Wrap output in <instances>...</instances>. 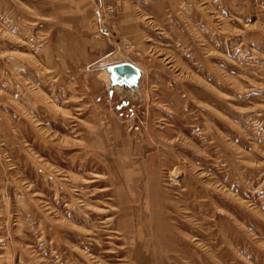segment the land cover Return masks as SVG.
Wrapping results in <instances>:
<instances>
[{"label":"rangeland","instance_id":"obj_1","mask_svg":"<svg viewBox=\"0 0 264 264\" xmlns=\"http://www.w3.org/2000/svg\"><path fill=\"white\" fill-rule=\"evenodd\" d=\"M0 264H264V0H0Z\"/></svg>","mask_w":264,"mask_h":264},{"label":"water","instance_id":"obj_2","mask_svg":"<svg viewBox=\"0 0 264 264\" xmlns=\"http://www.w3.org/2000/svg\"><path fill=\"white\" fill-rule=\"evenodd\" d=\"M109 80L112 84L132 87L136 84L140 71L129 62H118L107 66Z\"/></svg>","mask_w":264,"mask_h":264},{"label":"bare ground","instance_id":"obj_3","mask_svg":"<svg viewBox=\"0 0 264 264\" xmlns=\"http://www.w3.org/2000/svg\"><path fill=\"white\" fill-rule=\"evenodd\" d=\"M136 67V66H135ZM138 68V67H137ZM101 73L103 74L102 76L105 75V77L108 79L109 78V72L107 69V66L105 68L102 69Z\"/></svg>","mask_w":264,"mask_h":264}]
</instances>
